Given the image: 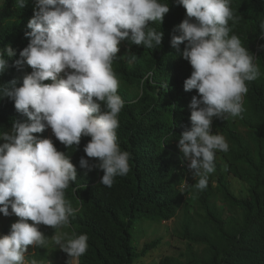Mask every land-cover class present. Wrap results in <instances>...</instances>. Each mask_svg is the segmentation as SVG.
<instances>
[{
  "label": "trees",
  "instance_id": "1",
  "mask_svg": "<svg viewBox=\"0 0 264 264\" xmlns=\"http://www.w3.org/2000/svg\"><path fill=\"white\" fill-rule=\"evenodd\" d=\"M157 2L168 5L169 11L162 22H148L145 31L151 28L161 32V45L149 49L125 38L120 42L123 52H118L112 61L118 80L117 95L123 101L116 117V143L122 152L129 153V172L116 175L112 186H105L100 183L102 169L93 167L88 171L79 164L81 157L90 165L99 163L83 151L90 136H82L79 145L65 147L53 133H48L47 127L33 133L38 139H50L76 169V178L69 181L64 198L74 210L67 225L69 237H88L87 250L78 264H132L139 255H145L158 240L145 242L137 251L130 228L141 217L167 221L180 208L186 215L189 202L181 200L182 192L178 190L194 198L201 214L199 223L186 217L180 233L182 239L197 248H190L184 261L166 255L158 264H264V0H227L234 17L228 21L229 37L236 35L241 46L254 55L253 63L260 75L245 81L248 91L243 96L240 116L212 117L211 134L223 136L228 150L215 151V170L208 174L203 190L195 187L199 177L188 176L177 146L180 134L191 127V99H200L196 89L185 91L183 87L193 72L182 57L187 42L178 47L170 43L172 35L181 34L174 28L188 17L176 0ZM24 4L20 8L17 0H0V58L7 62L6 69L0 71V133L12 131L14 123H25L27 118L15 109L14 99L4 95L5 88L13 87L11 81L21 87L23 78L32 72L26 63L23 71L15 66V61L22 59L20 51L29 43L30 38L25 36L31 31L27 23L38 10L37 0H24ZM188 19L195 22L194 18ZM9 47L14 52L11 57L5 51ZM126 54L132 56L130 62ZM99 103L101 111H108L103 102ZM226 172L246 184L245 195L230 192ZM184 181L186 187L180 188ZM37 227L46 243L29 250L27 264L45 257L47 242L58 230ZM8 232L5 227L3 235Z\"/></svg>",
  "mask_w": 264,
  "mask_h": 264
},
{
  "label": "clouds",
  "instance_id": "2",
  "mask_svg": "<svg viewBox=\"0 0 264 264\" xmlns=\"http://www.w3.org/2000/svg\"><path fill=\"white\" fill-rule=\"evenodd\" d=\"M17 2L20 8L25 6L24 0ZM176 2L195 22L184 19L174 28L181 34L172 35L170 43L178 47L187 42L182 57L193 72L183 87L196 89L200 96L191 99V127L180 134L177 146L192 175L199 177L195 187L203 190L208 174L215 170V151L228 150L223 136L211 134L212 117L240 116L248 91L245 81L257 79L260 73L254 55L236 35L229 37L228 21L234 17L227 0ZM36 7L27 23L31 31L25 33L29 43L19 53L22 59L15 61L17 68L26 63L32 72L23 78L21 87H15L13 80V87L4 89L29 122L14 123L11 134L0 133L7 141L0 145V213L19 218L10 234L0 237V264H26L28 247L46 243L37 226L68 225L74 212L64 190L76 178L75 167L50 139H38L33 133L47 127L65 147L79 145L82 136H90L83 151L99 163L90 165L81 157L79 164L88 171L102 169L100 183L105 186L111 187L116 175L129 172V153L116 143V117L123 101L117 95L112 61L125 38L149 49L160 46L163 34L145 29L150 21L162 22L169 11L168 5L157 0H37ZM5 51L9 57L14 54L10 47ZM6 67L0 58V71ZM45 80L51 83L43 84ZM99 102L108 111H101ZM87 240L86 234L66 242L57 236L55 243L72 264H78Z\"/></svg>",
  "mask_w": 264,
  "mask_h": 264
},
{
  "label": "rangeland",
  "instance_id": "3",
  "mask_svg": "<svg viewBox=\"0 0 264 264\" xmlns=\"http://www.w3.org/2000/svg\"><path fill=\"white\" fill-rule=\"evenodd\" d=\"M118 47L119 52H123L121 43ZM125 56L130 62L132 56L129 54H126ZM26 122H29L28 118L25 119V123ZM48 129L49 132H52L50 127H48ZM7 133L11 134L12 131H9ZM6 142L7 141L0 137V145H3ZM188 176L191 178L194 177L192 175V170L189 171ZM225 182L230 192L235 196H243L246 194V184L242 180L234 177L232 174L226 172ZM178 192H182V201L186 199L189 202L186 215L182 213L180 208L178 214L167 221H157L155 219L141 217L140 219L136 220L133 226L130 228L131 241L137 251H139V249L145 242H149L154 239L158 240L155 247L148 250L145 255H139L132 264H158L159 259L166 255L173 256L179 261H184L189 249L197 248L195 244L189 245L185 239H182L180 237V233L181 225L186 217H192L197 221V223H199L201 214L194 204V198H188V192L182 190H178ZM216 200L217 204L220 207L224 208V204L219 199ZM9 212L11 213L10 205ZM18 220L19 218L15 216V214H11L5 217L3 213H0V237L4 236L3 232L5 227L9 229V232L5 235L10 234L11 225ZM26 222L29 224L33 223L30 220ZM57 236L61 237L62 242H66L68 239H70L67 225L59 227L54 236L47 242V253L45 257L37 261V264H72V259L68 257L65 252L60 250L59 245L55 243V238ZM32 248L33 246H29L27 251L25 252L26 264L29 263L27 255L29 253V250ZM30 252H32V250H30Z\"/></svg>",
  "mask_w": 264,
  "mask_h": 264
},
{
  "label": "built area",
  "instance_id": "4",
  "mask_svg": "<svg viewBox=\"0 0 264 264\" xmlns=\"http://www.w3.org/2000/svg\"><path fill=\"white\" fill-rule=\"evenodd\" d=\"M188 163H189V162H188L186 159H184V157H183V159H182V165L185 166V170H186V172L190 170V169L187 167ZM185 187H186V185H185V181H184V182L180 185V188H185Z\"/></svg>",
  "mask_w": 264,
  "mask_h": 264
},
{
  "label": "bare ground",
  "instance_id": "5",
  "mask_svg": "<svg viewBox=\"0 0 264 264\" xmlns=\"http://www.w3.org/2000/svg\"><path fill=\"white\" fill-rule=\"evenodd\" d=\"M28 68V67H27ZM24 68H21V70L23 71ZM26 69V68H25Z\"/></svg>",
  "mask_w": 264,
  "mask_h": 264
}]
</instances>
